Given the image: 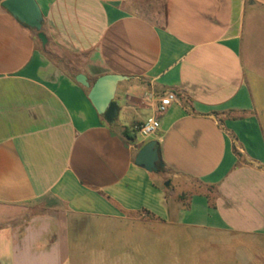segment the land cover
Masks as SVG:
<instances>
[{
    "label": "crops",
    "instance_id": "obj_1",
    "mask_svg": "<svg viewBox=\"0 0 264 264\" xmlns=\"http://www.w3.org/2000/svg\"><path fill=\"white\" fill-rule=\"evenodd\" d=\"M2 1L0 264H136V235L154 229L264 264L263 111L249 80L262 74L248 65L264 0H37L46 45ZM79 73L128 77L114 123ZM170 90L158 131L130 141L123 130ZM150 140L165 164L153 172L135 162Z\"/></svg>",
    "mask_w": 264,
    "mask_h": 264
},
{
    "label": "rangeland",
    "instance_id": "obj_2",
    "mask_svg": "<svg viewBox=\"0 0 264 264\" xmlns=\"http://www.w3.org/2000/svg\"><path fill=\"white\" fill-rule=\"evenodd\" d=\"M253 36V39H249V41L253 42V47H255L254 55L257 58L252 62L248 61V65L251 68L258 69L262 77L255 79L249 75V80L256 103L263 111L262 124L264 126V19L258 20L257 30ZM100 230L101 227H98L95 223L91 224L89 229L90 234H92L91 239L95 241L96 235L100 234L98 233ZM123 233L121 232L120 234L122 235ZM114 237H116V233L107 236L109 240L114 239ZM136 239L138 246H143L145 242L147 249L146 258L139 257L136 264H248V260L243 255L240 256L233 250L229 252L228 247L219 248L199 243L198 241L195 242L186 235L182 236L172 230L167 232L154 229L146 241H143L139 235H136ZM93 243L97 245L96 241ZM119 249L116 250L118 251ZM253 254H257L255 249ZM254 263L259 264L260 262L254 260Z\"/></svg>",
    "mask_w": 264,
    "mask_h": 264
},
{
    "label": "water",
    "instance_id": "obj_3",
    "mask_svg": "<svg viewBox=\"0 0 264 264\" xmlns=\"http://www.w3.org/2000/svg\"><path fill=\"white\" fill-rule=\"evenodd\" d=\"M2 5L37 32L40 41L46 45L48 37L43 30V12L37 0H3ZM125 75L108 73L100 76L92 85L84 73H79L76 80L90 88L89 99L108 123H114L120 111V104L115 100L118 84L127 79ZM135 162L149 172L157 171L165 164L161 159L157 140H150L139 149Z\"/></svg>",
    "mask_w": 264,
    "mask_h": 264
},
{
    "label": "built area",
    "instance_id": "obj_4",
    "mask_svg": "<svg viewBox=\"0 0 264 264\" xmlns=\"http://www.w3.org/2000/svg\"><path fill=\"white\" fill-rule=\"evenodd\" d=\"M178 100V96L175 91L170 90L165 93L161 98L156 112L151 115L144 123H140L134 126V132L144 140L154 135L160 128V120L158 118L159 113L165 112L168 107Z\"/></svg>",
    "mask_w": 264,
    "mask_h": 264
},
{
    "label": "trees",
    "instance_id": "obj_5",
    "mask_svg": "<svg viewBox=\"0 0 264 264\" xmlns=\"http://www.w3.org/2000/svg\"><path fill=\"white\" fill-rule=\"evenodd\" d=\"M123 134L130 140V141H135L136 134L134 130L130 128H126L123 130Z\"/></svg>",
    "mask_w": 264,
    "mask_h": 264
}]
</instances>
